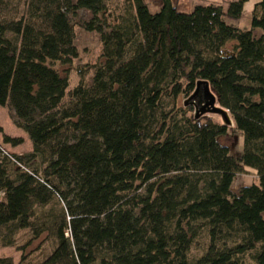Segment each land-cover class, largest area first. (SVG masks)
<instances>
[{
  "label": "trees",
  "instance_id": "obj_1",
  "mask_svg": "<svg viewBox=\"0 0 264 264\" xmlns=\"http://www.w3.org/2000/svg\"><path fill=\"white\" fill-rule=\"evenodd\" d=\"M246 1L152 14L143 0H0V106L31 142L0 148V247L29 230L56 242L41 264H264V0L249 31L225 21ZM79 11L103 61L68 92L54 65L78 57ZM198 81L241 134L239 157L218 142L227 127L170 116ZM246 168L258 184L232 193Z\"/></svg>",
  "mask_w": 264,
  "mask_h": 264
},
{
  "label": "rangeland",
  "instance_id": "obj_2",
  "mask_svg": "<svg viewBox=\"0 0 264 264\" xmlns=\"http://www.w3.org/2000/svg\"><path fill=\"white\" fill-rule=\"evenodd\" d=\"M123 0H111L110 9L113 10L118 6H122ZM150 13L155 14L159 11L161 7L162 0H143ZM173 6L178 12L190 13L197 6L205 5H216L222 7L226 10L229 3L237 0H171ZM261 0H247L244 3L242 15L237 20H231L225 18L228 25L236 27L242 31H249L251 29L252 12L255 5ZM90 14L85 11H79L78 18L74 22V32L75 40L74 44L78 51L77 59L73 60L71 65L61 66L56 63L54 68L60 73L62 77H67L69 81V86L67 91H71L76 87L81 81L90 85L92 81V76L94 72V67L99 65L103 60L101 58V43L99 36L93 32L85 31L79 24L83 21H88L90 19ZM259 31H255V35L258 36ZM231 45H228V49ZM190 95H179L174 104V111L170 116L183 113L186 117L195 120L200 125L204 124H217L222 125V121L219 116L206 114L205 116H198L195 118L194 115V105H185L188 97ZM67 100V99H65ZM169 99L165 100L166 112H170ZM0 127L2 128V133L12 137L21 138L23 143L17 147H12L10 145H5L2 142V133H0V148L7 154L14 155H25L31 151V142L27 134L20 128H18L12 116V111L8 106H0ZM220 145L226 147L230 155L234 157H239L243 148V138L239 132H237L234 127L228 128L226 136L220 137L218 139ZM38 163L33 162L32 165ZM258 179L254 170L246 168L240 174L234 177L233 184L231 186V192L238 194L239 191L244 187H249L251 185H257ZM202 243V241H201ZM56 245L55 240L48 234L43 233L38 238H33L32 233L29 230H21L15 236V243L11 247H0V257L10 258L13 264H41L42 261L51 254ZM197 247L192 250V255H198Z\"/></svg>",
  "mask_w": 264,
  "mask_h": 264
},
{
  "label": "water",
  "instance_id": "obj_3",
  "mask_svg": "<svg viewBox=\"0 0 264 264\" xmlns=\"http://www.w3.org/2000/svg\"><path fill=\"white\" fill-rule=\"evenodd\" d=\"M202 94L203 102L194 106V115L195 118L198 116H203L206 114L219 116L222 125L227 128H233V121L229 115V112L218 104V97L211 89L209 84L206 81H198L195 85V89L193 93L188 97L185 105H187L188 101H192Z\"/></svg>",
  "mask_w": 264,
  "mask_h": 264
},
{
  "label": "flooded vegetation",
  "instance_id": "obj_4",
  "mask_svg": "<svg viewBox=\"0 0 264 264\" xmlns=\"http://www.w3.org/2000/svg\"><path fill=\"white\" fill-rule=\"evenodd\" d=\"M200 101H201V103L203 102L202 94H199V96H197L196 99H194L192 101H188L187 104L188 105H194L195 106V105L199 104ZM203 116H205V115H203Z\"/></svg>",
  "mask_w": 264,
  "mask_h": 264
}]
</instances>
